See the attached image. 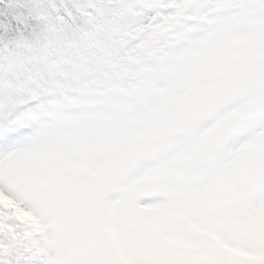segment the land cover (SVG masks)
Instances as JSON below:
<instances>
[{"label": "snow or ice", "instance_id": "snow-or-ice-1", "mask_svg": "<svg viewBox=\"0 0 264 264\" xmlns=\"http://www.w3.org/2000/svg\"><path fill=\"white\" fill-rule=\"evenodd\" d=\"M0 264H264V0H0Z\"/></svg>", "mask_w": 264, "mask_h": 264}]
</instances>
